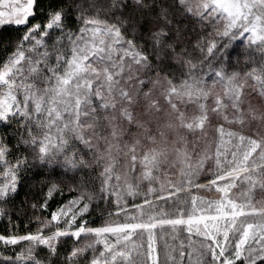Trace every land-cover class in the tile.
Here are the masks:
<instances>
[{"label": "snow or ice", "instance_id": "6c2138e0", "mask_svg": "<svg viewBox=\"0 0 264 264\" xmlns=\"http://www.w3.org/2000/svg\"><path fill=\"white\" fill-rule=\"evenodd\" d=\"M181 22H194L187 38ZM193 37L212 78L264 47V0H0V264H264V205L235 199L225 176L196 186L213 199L161 186L137 203L83 159V125L106 96L125 94L135 70L188 56ZM96 209L99 225L85 219Z\"/></svg>", "mask_w": 264, "mask_h": 264}, {"label": "rangeland", "instance_id": "374dc122", "mask_svg": "<svg viewBox=\"0 0 264 264\" xmlns=\"http://www.w3.org/2000/svg\"><path fill=\"white\" fill-rule=\"evenodd\" d=\"M142 70L125 76L119 86L125 94L117 90L106 96L109 107L98 114L107 118V126L113 124L108 137L98 140L95 135L98 114L83 125L90 146L102 149L104 168L111 170L117 190L131 186L138 201L149 189L179 186L189 198L199 194L213 199L214 190L196 187L211 178L198 181L223 175L220 183L233 184L235 199L264 205V88L257 74L215 70L212 78L205 73L177 86L158 77L144 89ZM143 103L140 114L136 104ZM121 121L126 128L131 121L136 126L126 138ZM246 153L245 170L230 175ZM164 243L158 241V248ZM174 255L179 260L178 252Z\"/></svg>", "mask_w": 264, "mask_h": 264}, {"label": "trees", "instance_id": "16d2710c", "mask_svg": "<svg viewBox=\"0 0 264 264\" xmlns=\"http://www.w3.org/2000/svg\"><path fill=\"white\" fill-rule=\"evenodd\" d=\"M104 0H100V3L103 4ZM144 3L146 4H153L154 0H144ZM158 3L161 7H167V5L169 3H171V0H158ZM159 9H156V12H158ZM153 15L155 13H152ZM182 18L177 15L176 19L173 21V29L176 28L177 26V22L181 21ZM185 23H187V31H185L183 33V38H187L188 36L192 35V29H193V23L194 22H181L179 23V27L181 29H184L185 27ZM196 31H199V27L197 26ZM196 43L195 38L193 37L192 42L191 43H187V51H188V56H172L170 58H168V60H166L163 64H160L159 66L156 65V62H153V67L147 71H145L144 69L141 72V75L143 77V81H144V89L148 88L151 83L156 80V78L158 77H162L165 80H167L169 83H171L174 86L180 85L186 81H189L191 79H195L198 78L202 75H204L205 73L208 72V65L205 64H201V60L202 57L200 56V53L197 49H195L193 47V44ZM183 47V45H182ZM189 57H191V59H189ZM223 69L222 71L227 73V72H236V73H254L257 74L262 87L264 88V47H253L250 49H242V54L239 57V60L237 62L236 58L233 59V63L231 65L228 66H222V65H217L216 66V70H220ZM139 109H140V114L142 113V111H145V106L146 104H136ZM104 122V123H103ZM108 120L105 116H100L99 114L95 117V123H100L96 128H95V135L97 137L98 140H100L101 138H105L109 136V132H110V128H112L113 124L112 122H110L109 126L108 125ZM129 124V128L127 125L126 128V123L121 121L122 123H125V127L121 126V128L124 130L126 136L124 138H126L131 132H134V130L136 129L135 125ZM253 123L255 122V120L252 121ZM137 123V121H136ZM96 140V141H98ZM98 146V145H96ZM101 148H96L94 146L91 147L90 151H86L83 154V159L85 161L88 162L89 166H96L97 164H99V168L97 169V172H93L91 175L96 176L99 172H101L104 169V164H105V157L101 154ZM261 170L263 171V175H264V164L261 165ZM212 177L209 178H205V179H200L198 181L202 182L205 181L207 179H210ZM136 202H140V200L136 201ZM53 208L55 207V202H53L52 204ZM104 207L103 203L101 202L100 204V208L102 209ZM25 211L28 212V216L31 217L32 216V211L30 208H26ZM37 215H39V213H37ZM48 213H44V216L47 217ZM107 215V213L105 212V216ZM86 220H94L95 221V225H99L100 223H102V217L100 214V210L96 209L95 211L92 212L91 216H86L85 217ZM27 225V219H24V223L20 224V228L24 229L25 226ZM5 227V223L3 221H0V231H2ZM31 228L34 230L36 228V224L33 223L31 225ZM83 239H81V243H83ZM72 245V241H68V246ZM43 255V253H42ZM90 255V253H89Z\"/></svg>", "mask_w": 264, "mask_h": 264}]
</instances>
